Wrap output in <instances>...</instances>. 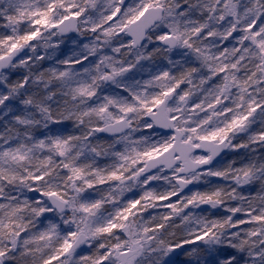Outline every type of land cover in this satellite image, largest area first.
I'll use <instances>...</instances> for the list:
<instances>
[{"label": "clouds", "instance_id": "1", "mask_svg": "<svg viewBox=\"0 0 264 264\" xmlns=\"http://www.w3.org/2000/svg\"><path fill=\"white\" fill-rule=\"evenodd\" d=\"M0 264H264V0H0Z\"/></svg>", "mask_w": 264, "mask_h": 264}]
</instances>
